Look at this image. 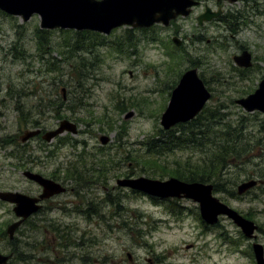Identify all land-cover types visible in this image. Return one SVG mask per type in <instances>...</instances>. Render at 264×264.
Instances as JSON below:
<instances>
[{
    "label": "rangeland",
    "instance_id": "374dc122",
    "mask_svg": "<svg viewBox=\"0 0 264 264\" xmlns=\"http://www.w3.org/2000/svg\"><path fill=\"white\" fill-rule=\"evenodd\" d=\"M207 6L223 16L200 26L197 17ZM175 23L122 27L108 36L55 29L39 37L38 15L24 22L0 11V139L16 138L0 158L8 164V191L37 189L24 178L27 170L68 188L55 198L57 209L30 218L8 246L0 238V252L13 254L9 264H257L253 242L229 218L208 226L193 200H157L117 184L201 169L215 140L210 133L203 151L186 146L164 152L156 165L140 162L164 141L161 120L172 91L196 68L212 93L206 108L217 116L215 129L242 134L237 142L244 155L229 160L224 191L215 196L259 225L254 241L264 246V184L240 197L228 194L249 179L264 181V114L236 102L264 78V0H208ZM245 50L253 56L249 69L234 61ZM64 119L79 126L77 135L21 143L27 130H52ZM104 135L110 138L105 146ZM15 218L8 205L0 224Z\"/></svg>",
    "mask_w": 264,
    "mask_h": 264
},
{
    "label": "water",
    "instance_id": "95a60500",
    "mask_svg": "<svg viewBox=\"0 0 264 264\" xmlns=\"http://www.w3.org/2000/svg\"><path fill=\"white\" fill-rule=\"evenodd\" d=\"M201 0H0V11L14 17H21L28 22L34 15L41 18V28L46 30L70 29L77 31H95L110 35L116 28L131 26L132 28H151L155 24L170 25L172 20L179 16L187 17L192 7ZM235 3L238 0H228ZM222 11L212 12L210 8L201 15L199 24L210 22L221 15ZM175 43L181 46L182 42L175 38ZM235 62L243 68L252 66V55L244 51L234 57ZM212 97L205 82L199 77L197 69L187 71L179 85L174 89L169 106L162 116V126L170 130L181 123H188L195 119L205 108ZM248 112L259 111L264 113V79L259 88L247 98L237 101ZM65 132L77 134V125L64 120L58 129L44 134L43 139L52 142ZM41 134L40 130L26 131L21 137L22 142ZM106 145L110 142L107 136L101 137ZM24 176L39 183L44 188L40 199H33L17 192L0 193V196L15 204L16 216L20 219L8 228L11 239L17 229L42 207L36 205L40 200L49 199L63 194L66 189L57 182L47 179L40 174L27 171ZM118 185L128 187L156 196L167 198H188L200 204L202 218L210 225H215L220 215H227L242 228L248 238H252L257 226L228 205L222 203L213 195L214 186L201 182L188 183L177 178L166 181L148 178L119 180ZM258 185V181L243 182L238 187V194L244 195ZM258 264H264V247L254 245ZM10 256L0 253V264H7Z\"/></svg>",
    "mask_w": 264,
    "mask_h": 264
},
{
    "label": "trees",
    "instance_id": "16d2710c",
    "mask_svg": "<svg viewBox=\"0 0 264 264\" xmlns=\"http://www.w3.org/2000/svg\"><path fill=\"white\" fill-rule=\"evenodd\" d=\"M45 33H49V31L40 30L37 34L41 37ZM215 121L218 122L217 116L209 112V109L205 108L194 121L188 124H181L175 129L164 133V141L161 143L159 141L155 142L154 146L149 149L147 156L140 157V162L143 164L156 165L158 158L162 156L164 152L182 150L186 146H196L203 151L204 148L209 145L207 134H213L215 140L209 147L211 151L206 152L207 157L204 159V163L200 165L202 166L201 169L191 166H188L187 170L183 168L178 170L177 168L173 173V177L186 182L212 183L215 186V192L224 191L222 180L224 175L227 174L226 170L229 160H238L244 155L243 149H241L237 142V139H239L242 134H234L236 130L229 126L217 131L213 126V122ZM8 143L15 144L16 138L8 139ZM105 165L106 164L102 160H99L97 167L103 169ZM228 194L231 197H237L236 193L232 191H229Z\"/></svg>",
    "mask_w": 264,
    "mask_h": 264
},
{
    "label": "flooded vegetation",
    "instance_id": "af4514ba",
    "mask_svg": "<svg viewBox=\"0 0 264 264\" xmlns=\"http://www.w3.org/2000/svg\"><path fill=\"white\" fill-rule=\"evenodd\" d=\"M41 130L43 131V129H41ZM7 146H8V142H6L4 139H0V158H2V156H4L5 158L8 157V153H5ZM5 170H7L6 175H5V172H6ZM6 176H8V164L5 163L4 161L0 160V193L8 192V177H6ZM28 181L31 184L37 186V189L35 191H26V192L21 191V192L30 196L33 199L39 198L43 193L42 186L38 185L37 183H35L33 181H30V180H28ZM67 191H68V188H67ZM57 197L58 196H55L51 199L42 201L40 204V206L42 208L40 210H38L37 212H35L34 215L32 216V218H35V216L37 214L39 215L41 213H49V210L57 209L58 205H59V203H57V201L55 200V198H57ZM8 205L11 206V211L14 213L15 206L8 203V201H4L0 198V209H3L2 212H4V213L0 214L1 217L8 215ZM16 220L17 219H15L14 221H16ZM26 223H27V221L25 222V224ZM3 236H5L4 237L6 239L5 243L8 246V223H6L5 225L0 224V238H3Z\"/></svg>",
    "mask_w": 264,
    "mask_h": 264
}]
</instances>
